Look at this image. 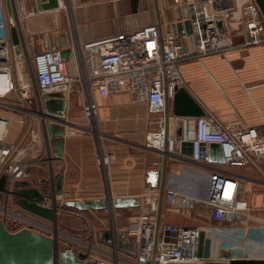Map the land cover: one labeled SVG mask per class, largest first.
<instances>
[{"label": "built area", "instance_id": "obj_1", "mask_svg": "<svg viewBox=\"0 0 264 264\" xmlns=\"http://www.w3.org/2000/svg\"><path fill=\"white\" fill-rule=\"evenodd\" d=\"M185 4L189 12L192 34L162 32L156 22L131 32H120L101 40L82 45L78 41L72 45L76 73L67 71V60L62 59L58 47L45 48L34 54L29 79L22 73L26 48L21 59H16L11 43L9 23L4 0H0V177H4V187L0 191V219L9 231L29 228L34 231L47 228L39 217L22 211L15 203L12 190L15 182L28 181L32 176L33 164L44 161L38 154L40 145L49 154V142L44 134L47 123L58 122L55 117H47L42 109V95L61 92L65 95L73 91L76 83L81 87L83 114L88 122L96 117L94 90L101 94L108 92H128L135 102L147 103L151 112H164L165 98L172 99L176 88L188 90L180 70L179 62L210 55L227 54L236 46H250L264 42V19L254 0H247L241 6V19L234 30L244 40L236 44L228 33L233 0H178ZM23 0H18L20 10ZM15 13L16 18L33 15L36 10ZM184 40H193V49L187 50ZM189 91V90H188ZM38 123L40 141L29 147L8 142L7 135L12 122L19 126L26 117ZM186 123L185 134L172 136L164 126L153 133L150 146H155L162 155L173 157L188 165L203 168L208 182L203 195L186 192L179 185H169L165 191L167 201L186 199L204 207L210 223L194 225L164 224L158 214V195L146 186L141 194L149 201L145 212L133 215L127 225L128 231L136 236L137 256L153 260L157 264L167 262H199L197 256V236H204L232 230L239 223L242 227L251 225L252 208L240 195L238 180L227 171L212 166L209 161V144L218 143L223 163L226 166H253L264 179V125L228 126L215 114L204 109L200 117H180ZM66 120V119H65ZM192 142L191 156L180 153V144ZM35 141V140H34ZM30 152V153H29ZM115 155L99 147L95 156L96 164L106 168ZM214 164V163H213ZM231 184L229 194L226 184ZM49 190H54L50 181ZM66 194L57 195L58 204L64 202ZM41 206L52 207L50 199L39 202ZM60 208L57 209L60 210ZM252 230L264 232V220L251 225ZM115 249V243H113Z\"/></svg>", "mask_w": 264, "mask_h": 264}, {"label": "crops", "instance_id": "obj_2", "mask_svg": "<svg viewBox=\"0 0 264 264\" xmlns=\"http://www.w3.org/2000/svg\"><path fill=\"white\" fill-rule=\"evenodd\" d=\"M57 1L58 6L55 8L37 10L35 0H23L21 10L24 13L33 9L36 12L33 15L22 16L21 14L17 18L15 13L20 10L18 0H4V5L7 18V3H9L11 12L17 19L22 47L31 51L35 50V46H41V50L54 46L61 49L63 42L65 47L70 49L66 60L68 62L71 59L73 63L67 68L71 75L70 67L74 65V58H72L74 42L78 41L85 45L120 32L141 29L154 22L160 25L162 32L171 31L169 24L175 21V9L182 5L178 4V0ZM41 2L42 4L47 3L48 0H41ZM233 3L236 6V0H233ZM234 30L229 28L228 33L234 42L239 44L244 38L233 33ZM184 45L187 50H192L193 40H184ZM179 70L187 83L189 92L202 108L215 114L225 125L257 128L264 125V42L250 46H236L227 54L182 60L179 62ZM65 98L68 105L76 100V96H70V93L65 95ZM93 100L96 104L98 129L103 136L116 140L118 147L123 151L126 150L128 154L115 158L107 166V191L104 183L101 182V174H98L102 172V169L96 164L95 158L91 155L86 157V153L82 152V141L89 139L83 136L65 137L62 159L54 158L52 146L49 143V156L44 157V161L40 164H33L30 169L32 176L28 179L29 184L34 187L43 186L51 171L53 182L59 175L63 176L62 188L67 194H78L82 183L80 194L86 197L78 199L100 198L107 194L139 196L141 202L138 207L115 210L118 216L115 218V228H127L129 221L124 224L119 222L122 219V213L128 211L141 213L145 212V210L142 211V207L149 208L148 199L141 195L145 187L150 186L146 183V172L158 170L157 187H150L153 188L154 194L158 195L160 222L176 225L210 223L208 211L204 207H199L201 210L190 213L175 204V202L179 203L180 199L167 201L165 198V191L171 184L179 185L191 194L203 195L208 182V178H203V170L199 167L196 168V166L188 165L169 156L164 161V157L157 148L150 146L151 137L160 126H164L166 132L172 136H179L186 132V123L179 116H173L171 113V100L168 99L169 113L166 120L164 112H151L147 103L133 101L128 92L101 94L98 90H94ZM68 105L65 119L77 125L76 120L74 121L68 114ZM164 164L163 197L159 203L158 193ZM211 165L237 178L240 195L252 208L250 211L251 225L262 222L264 220V179L260 171L250 165L241 167L226 166L222 163ZM32 172L34 174L38 172L43 177L34 178ZM93 195L98 197H93ZM65 209L72 215L81 213L72 208L65 207ZM97 212L99 211L88 210L91 214ZM100 212L109 215L108 211ZM106 223L105 219L99 220L95 225L96 235L99 245L105 248L110 246L113 252L101 247L100 249L108 254L115 253L119 259L117 262L99 259L111 264L114 262L117 264L118 262L148 264L138 261V256L132 257L117 252L116 246L115 249L113 248L114 230L111 222L109 225ZM236 224L232 230H226L220 235L214 233L209 236L210 258L221 261H228L232 258H264V232L252 230L251 225L242 227L239 223ZM100 231L107 232V234H100ZM89 256L92 257V255Z\"/></svg>", "mask_w": 264, "mask_h": 264}, {"label": "water", "instance_id": "obj_3", "mask_svg": "<svg viewBox=\"0 0 264 264\" xmlns=\"http://www.w3.org/2000/svg\"><path fill=\"white\" fill-rule=\"evenodd\" d=\"M247 0H236L235 10L232 12L230 29L238 27L241 19V6ZM264 18V0H255ZM36 9H52L58 6L57 0H48L47 3L35 0ZM8 23L11 43L14 46L16 59H21V35L17 27V19L13 16L10 4L7 3ZM172 33L192 34L189 20L188 8L185 4L175 9V21L169 24ZM62 59H66L70 54V49L66 48L62 42L60 51ZM42 109L45 116L55 117L58 122L47 123L44 126V134L52 146L54 158L62 159L65 137L81 135L82 133L72 128V124L65 120L67 99L61 92H50L42 95ZM171 113L179 117H200L204 115V109L193 95L185 88H176L171 99ZM168 98L164 102L165 120L168 117ZM66 128V129H65ZM209 161L211 163H223L221 148L218 143L209 144ZM180 153L185 156L192 154L191 140H185L180 144ZM164 161L167 154L163 153ZM51 171L49 177L41 187H34L28 181H17L14 184L12 194L15 197L16 205L24 212L52 223L56 227L57 209L68 207L79 212L88 210H105L110 214L116 209L135 208L140 205L139 196H111L107 194L100 198L67 199L62 205L58 204L57 195L63 193V176L59 175L54 182V190L48 189V182L52 181ZM158 170H148L146 172V183L151 187H157ZM165 179V164L161 170V184L159 188V203L163 197V184ZM4 187V177H0V191ZM50 199L52 207H44L39 204L43 199ZM158 214L160 208H158ZM114 234L116 251L125 253L132 257L137 256V239L126 227L115 228L114 221L111 222ZM100 234L107 232L100 231ZM210 238L204 236L200 231L197 236V256L199 262H167L163 264H264V258H232L228 261L212 260L209 256ZM138 261L157 264L153 260H146L138 256ZM0 264H111L99 258L91 257L88 254L76 251L65 244H59L57 238L47 236L29 228H22L17 231H9L5 228L0 219ZM112 264H117L116 262Z\"/></svg>", "mask_w": 264, "mask_h": 264}, {"label": "rangeland", "instance_id": "obj_4", "mask_svg": "<svg viewBox=\"0 0 264 264\" xmlns=\"http://www.w3.org/2000/svg\"><path fill=\"white\" fill-rule=\"evenodd\" d=\"M41 49H42L41 46L39 47L35 46V50H32V51L29 49H26V55L24 54V57H23L24 62L22 64V73L28 79L30 75L29 64L31 63V60L34 54L41 51ZM195 59H199V58H195ZM69 64H71V66L73 64L71 59L70 61L67 62V68ZM70 70L72 71L73 75L76 73L75 71L73 72L74 65L73 67H70ZM71 95L76 96V100L75 101L73 100L70 103L71 105H68V114L72 119H74V121L76 120L75 122L77 123V125L72 124V128L82 133L81 135H72V136L89 137V139H86L85 141H82L81 143V146L83 148L82 152L86 153L85 156L89 157L91 155L93 156V158H95L99 147L104 148V150H106L107 152H112L115 155V158L128 155L126 154L127 153L126 150L123 151L122 149H120V147H118L119 145L116 144L117 143L116 140H111L110 138H107L102 135V133L98 129L97 121L94 124H92V122L91 123L88 122L87 119L84 117L83 96L81 93V87L79 86L78 83L74 85L73 91L70 93V96ZM20 127H22L21 130H20ZM20 127L16 122L15 123L12 122V124L9 126V133L7 135V141L8 142L15 141L18 144H21L27 147H29V145H31L34 142L36 146V142L40 139V133H39L40 128L38 126V123L34 121L32 117L28 116L25 118L24 124ZM17 133H18V136H17ZM41 143L42 141L39 140L38 144H41ZM36 148L38 149L37 153L43 155V158L49 156V154L43 150L42 145ZM133 149H136V148H133ZM106 168L102 169V172L98 174H101V182L104 183L103 185L107 191L108 179H107V169ZM199 169L203 170V174H204L203 178L205 177L208 178L205 170L200 167ZM37 176H42V174H39L38 172H36V174L33 173L34 178H36ZM102 178H103V181H102ZM81 185L82 183L80 184V190L78 194L73 195V194H69V193L67 194L66 192H63L66 194V198H64V201L70 198L78 199L79 197H86L85 195L80 194L82 190ZM93 197H98V196L93 195ZM175 204L180 205L186 212H190V213L196 212L198 211V209H200L197 203H194L186 199L185 200L180 199L179 203L175 202ZM144 210L146 211L148 210V208L142 207V211ZM116 212L117 211H114L111 214L109 213L108 215V213L104 214L102 212L91 214V213H88V211H86L84 213L72 215V214H69L66 211L65 207L62 206L60 211L58 210L56 227H54L52 223L46 222L48 227L42 230H37V232L45 234L50 237L55 236L59 244L63 243L71 247L72 249L73 248L76 249L79 252L92 255V257H98V258H101V259H104L110 262L112 260L117 262L119 258L116 256L115 253L108 254L107 252H104L100 249L101 245H99V242H98V238L96 235L97 228L95 226L99 222V220H103V219H105V223L107 222L106 223L107 225H109V222L114 221L115 223V218L118 217ZM135 212L137 211H133V213L129 211L126 213H122L123 214L122 219L119 220V222L121 224L128 223L129 218L138 213V212L137 213ZM52 228L57 230L58 234L52 231L51 230ZM101 248L108 250L110 252H113V249L110 246L108 248H105V247H101ZM104 253L110 256L105 255ZM114 254L117 258L114 256ZM118 264H121V263L118 262Z\"/></svg>", "mask_w": 264, "mask_h": 264}, {"label": "bare ground", "instance_id": "obj_5", "mask_svg": "<svg viewBox=\"0 0 264 264\" xmlns=\"http://www.w3.org/2000/svg\"><path fill=\"white\" fill-rule=\"evenodd\" d=\"M91 122H92V124H94L96 122V117L95 116L91 119ZM230 190H231V184L230 183H227L226 184V187H225V193L226 194H229L230 193ZM51 230L54 231L56 234H58V231L55 230L54 228H52ZM66 237H68V236H66ZM114 256H115V254H114Z\"/></svg>", "mask_w": 264, "mask_h": 264}, {"label": "trees", "instance_id": "obj_6", "mask_svg": "<svg viewBox=\"0 0 264 264\" xmlns=\"http://www.w3.org/2000/svg\"><path fill=\"white\" fill-rule=\"evenodd\" d=\"M123 209H125V208H123ZM95 211H99V212H100V211H102V210H95Z\"/></svg>", "mask_w": 264, "mask_h": 264}]
</instances>
